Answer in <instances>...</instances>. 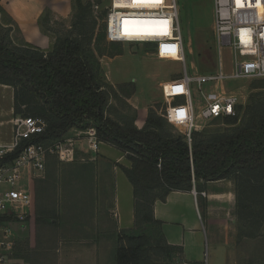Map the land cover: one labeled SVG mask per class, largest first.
<instances>
[{
  "label": "trees",
  "instance_id": "obj_1",
  "mask_svg": "<svg viewBox=\"0 0 264 264\" xmlns=\"http://www.w3.org/2000/svg\"><path fill=\"white\" fill-rule=\"evenodd\" d=\"M91 9L90 2L72 0L71 29L58 36L47 31L54 43L44 52L21 39L0 5V85L13 90L14 116L42 118L47 126L0 159V167L13 162L25 145L50 144L73 129L94 128L100 142L121 150L131 163L121 169L133 188L134 227L116 234L115 264H199L183 261L182 248L167 243L153 206L172 191L201 193L219 180L233 182L235 215L245 227L241 231L248 229L251 239L258 238L264 228V93H251L245 104L239 103L236 116L215 119L224 128L195 130L190 143L154 109L141 129L134 124L135 112L111 119L110 101L124 90L99 76L97 56L104 55L105 25H99ZM12 26L17 37L11 35ZM119 53L116 49L109 55Z\"/></svg>",
  "mask_w": 264,
  "mask_h": 264
},
{
  "label": "crops",
  "instance_id": "obj_2",
  "mask_svg": "<svg viewBox=\"0 0 264 264\" xmlns=\"http://www.w3.org/2000/svg\"><path fill=\"white\" fill-rule=\"evenodd\" d=\"M42 1L0 0V5L15 23L21 39L48 52L54 38L43 32L39 18L48 10L54 16L67 17L70 4L68 0H48L53 4ZM0 89L11 87L0 85ZM132 106L136 111L134 124L141 129L146 118L140 120L138 109ZM11 120L13 129L14 115ZM8 142L0 139V145ZM108 148L99 153L91 151L85 142H76L74 161L60 162L50 156L42 173H24L22 182L31 195L27 219L7 225L13 231L11 243L16 242L17 230L15 235L23 240L25 253L14 254L12 248L1 264H42L51 256H57V264H115L108 253L115 252L116 234L134 227V198L121 169L131 163L121 150L113 147L119 153L110 154L104 151ZM52 157L58 161H51ZM201 193L170 192L164 202L154 204V218L162 223L167 243L182 248L183 261L204 264L203 245L207 240L213 257L220 259L212 263L237 264L233 182H210Z\"/></svg>",
  "mask_w": 264,
  "mask_h": 264
},
{
  "label": "built area",
  "instance_id": "obj_3",
  "mask_svg": "<svg viewBox=\"0 0 264 264\" xmlns=\"http://www.w3.org/2000/svg\"><path fill=\"white\" fill-rule=\"evenodd\" d=\"M214 30L216 35L218 64L213 73L191 77L185 67L184 46L178 23L175 0H162L161 3L139 2L133 0H109L105 19V39L109 44H149L158 60H169L183 65L181 78L174 82L173 92L164 87V100L184 95L186 104L173 107V115L164 117L190 143L192 133L199 127L197 119L204 121L234 117L240 103L239 96L226 92L225 85L231 81H252L264 79V0H213ZM137 15H150L158 30H163L166 21L167 34L148 33L135 35L124 28V19ZM131 26V25H129ZM227 49L231 57L230 71L225 72L222 50ZM196 84L201 95L202 105L196 115L190 95V85ZM165 85V84H164ZM163 85V86H164ZM203 87H208L203 91ZM46 123L38 117H17L13 120L10 142L0 145V159L16 151L25 142L33 140L46 130ZM69 132H72L71 134ZM61 140L50 144L31 143L25 145L18 156L9 164L0 167V185L6 188L0 192V264L7 259L3 251L11 250V229L9 222H24L27 214L18 213L19 209L30 208L31 195L23 185L24 173H42L47 157L55 156L60 162L74 161V145L85 142L96 152L100 141L94 128L70 130ZM160 166V165H158ZM194 196L198 195L195 189ZM204 195V193H201ZM12 219V221H11Z\"/></svg>",
  "mask_w": 264,
  "mask_h": 264
},
{
  "label": "rangeland",
  "instance_id": "obj_4",
  "mask_svg": "<svg viewBox=\"0 0 264 264\" xmlns=\"http://www.w3.org/2000/svg\"><path fill=\"white\" fill-rule=\"evenodd\" d=\"M81 1L84 5L90 2L92 4L91 15L99 20L100 26L105 25L109 0H101L100 3L95 0ZM42 2L44 4H50V2L53 4L54 1L45 0ZM68 2L70 7L68 8L69 10L67 9L69 12H67L69 14L67 17L54 16L49 13V10L43 12L39 18V22L42 23L43 21V23L46 22L47 24L45 27H42L44 33L48 31L49 34L55 33V35H62L68 29H71L73 15L72 0H68ZM175 2L178 12L180 34L183 40L187 74L194 77L215 72L218 64V55L214 30L213 0H175ZM46 17L47 20L44 21ZM2 19H5L3 15ZM16 34L15 26H12L11 35L17 37ZM105 43V47H103L105 49L104 55L98 57L96 53L100 67L99 76L104 83L118 89L117 91H119V87H123L124 90L122 91L120 89L122 94H120L119 99L110 101L108 116L111 119L119 121V117H130L133 112L136 113L132 103L138 109L137 115L140 120L146 118L147 112L150 109H154L159 114H164L167 117V115H173V107L184 106L186 104L184 95L175 96L173 98L174 100H170L171 96L167 101H163L162 97L164 93L160 90V88L163 89L164 87L167 92H173V84L166 83L174 82L181 78V74L183 73V65L181 63L169 60H158L150 45L128 43L110 45L107 42ZM116 49L120 53L110 57V52H115ZM222 61L225 72L230 71L231 57L227 49L222 50ZM254 87L259 88L255 89ZM132 88V95L128 97L127 93ZM225 88L226 92H233L239 96L240 103L245 104L251 93H264V79L239 82L231 81V83L225 85ZM207 90L208 87H203V91ZM12 94V88L10 90L0 89V121L5 123L0 126V139L5 142L11 140L12 137V124L8 121L13 118L11 111L13 109ZM190 95L197 115L200 110L198 107L202 105V102L196 84L190 85ZM17 117L21 116H14V119ZM196 124L199 125L196 130L199 131L204 129L213 131L214 129L224 128L222 121L219 119L207 121L197 119ZM107 148L108 144L100 143L98 145V152L101 153L103 149ZM108 149L110 150L104 151L110 154L119 153L112 146H109ZM55 159V157H52L51 161ZM5 188L6 185H0V192ZM28 211L29 208L19 209L18 213L27 214ZM242 224L237 221V234H241L237 246V264H264V228L260 231L261 234L258 238L251 239L250 237L252 235L248 229H244L243 232L241 231L240 227L245 228ZM12 232L10 237L11 241ZM15 233L16 242L12 243L11 249L15 246L14 254L25 253L23 240L18 233L17 235ZM1 235L2 231L0 230ZM203 249L204 264H214L212 263L214 259L217 262L220 261L218 256L213 257V248L207 240L204 242ZM10 251L3 252L8 253ZM108 257L109 260L114 261L113 255L110 252L108 253ZM56 261L58 262L57 256H51L42 260V264H57Z\"/></svg>",
  "mask_w": 264,
  "mask_h": 264
},
{
  "label": "bare ground",
  "instance_id": "obj_5",
  "mask_svg": "<svg viewBox=\"0 0 264 264\" xmlns=\"http://www.w3.org/2000/svg\"><path fill=\"white\" fill-rule=\"evenodd\" d=\"M133 3H139L138 0H133ZM156 21L150 15H137L132 19H124V28L129 30L135 35H148V33H160L162 30H158L154 24ZM131 25V26H129Z\"/></svg>",
  "mask_w": 264,
  "mask_h": 264
},
{
  "label": "snow or ice",
  "instance_id": "obj_6",
  "mask_svg": "<svg viewBox=\"0 0 264 264\" xmlns=\"http://www.w3.org/2000/svg\"><path fill=\"white\" fill-rule=\"evenodd\" d=\"M138 2H149V3H161L162 0H138ZM161 24L162 25H165V28L162 30V32L160 34H167V31H166V21H161Z\"/></svg>",
  "mask_w": 264,
  "mask_h": 264
}]
</instances>
